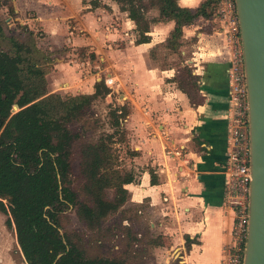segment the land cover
I'll use <instances>...</instances> for the list:
<instances>
[{"label": "crops", "instance_id": "1", "mask_svg": "<svg viewBox=\"0 0 264 264\" xmlns=\"http://www.w3.org/2000/svg\"><path fill=\"white\" fill-rule=\"evenodd\" d=\"M202 1L177 4L195 8ZM13 5L15 20L39 32L38 46L57 51L47 74L50 92L92 93L103 72L118 79L114 100L129 110L122 120L124 151L136 153L127 156V167L137 173L135 182L124 185L127 200L120 208L134 206L149 216L150 227L173 243L182 264H221L233 222L223 196L229 61L223 35L203 17L183 27L180 59L199 84L200 101L192 104L174 81L175 67L167 62L177 55L159 46L174 21L151 23L148 41L137 42L135 23L113 0H98L97 6L89 0H13ZM157 15L155 7L145 13L148 19ZM81 49L87 54L82 59ZM70 50L78 56L75 60L67 58ZM175 149L180 155L172 153ZM0 200L6 208L0 210V264H27L7 202ZM186 237L194 241L188 248Z\"/></svg>", "mask_w": 264, "mask_h": 264}, {"label": "trees", "instance_id": "2", "mask_svg": "<svg viewBox=\"0 0 264 264\" xmlns=\"http://www.w3.org/2000/svg\"><path fill=\"white\" fill-rule=\"evenodd\" d=\"M113 1L135 23L137 42L148 41L151 23L174 21L168 38L159 46L179 58L185 25L203 17L214 29L218 27L216 0H204L195 8L180 7L177 0ZM92 5L97 6L98 1L94 0ZM2 7L14 20L16 32L6 33L0 15V199L7 202L16 241L26 263L133 264L119 258L88 257L70 235L59 230V214L66 209L73 208L78 219L92 229L126 202L124 185L135 182L137 173L122 164L114 146L126 141L121 124L129 112L126 103L111 109V133L95 142L79 143L80 135L71 125L83 117L95 99L106 96L108 88L100 80L95 82L92 93L63 96L50 92L47 74L57 51L41 49L37 44L39 32L15 20L13 0H0ZM151 7L157 8L158 15L148 19L145 13ZM181 61L174 81L190 102L197 104L200 101L198 76ZM14 104L18 110L11 112ZM75 153L79 174L84 179L85 200H79L70 186ZM125 154L136 153L127 149ZM150 176L151 184H155L153 170ZM107 189L113 190L111 198L106 196ZM0 210H6L1 200ZM192 242L186 237L185 246L188 248Z\"/></svg>", "mask_w": 264, "mask_h": 264}, {"label": "rangeland", "instance_id": "3", "mask_svg": "<svg viewBox=\"0 0 264 264\" xmlns=\"http://www.w3.org/2000/svg\"><path fill=\"white\" fill-rule=\"evenodd\" d=\"M89 1L93 2L94 0ZM0 15L6 33L16 32V24L14 20L9 18L5 7L0 9ZM65 49L63 48V50ZM73 51L76 54V51ZM69 53L67 58L75 60L78 57L72 56L71 50ZM86 55L81 53L79 58L82 59ZM165 57L167 61L168 57ZM167 62L171 63L176 71H180L179 57L175 56L174 59ZM92 69L90 68V70ZM53 82L51 81V84ZM116 105H119L116 100L113 99L110 102L107 95L98 97L91 103L85 110L83 117L71 125V128L80 135L79 143L95 142L99 138H104L105 134L113 131L110 111ZM116 138H119V135H116ZM114 146L118 149L122 164L127 167L129 159H126L127 155H125L123 144L115 143ZM74 152H76V149H74ZM70 180V186L77 194V198L85 200L84 179L79 174L76 153L73 157ZM112 195L113 190L107 189L106 196L111 198ZM59 219L60 232L70 235L72 241L81 247L88 257L119 258L133 264H180L182 260V258L175 255L176 248L173 243L165 241L163 236L158 235L150 227L151 218L143 213H137L134 206L120 208L117 212L106 216L99 227L92 229L78 219L73 208L60 213Z\"/></svg>", "mask_w": 264, "mask_h": 264}, {"label": "built area", "instance_id": "4", "mask_svg": "<svg viewBox=\"0 0 264 264\" xmlns=\"http://www.w3.org/2000/svg\"><path fill=\"white\" fill-rule=\"evenodd\" d=\"M217 31L224 37L229 51L226 69L228 86L227 106V150L222 169L225 175L224 202L233 213L230 241L222 248L221 264H243L248 232L249 193L251 182L249 116L244 56L236 4L234 0H216ZM102 72V71H101ZM103 80L108 88L110 102L118 95V79L104 73ZM172 152V151H171ZM173 154L180 155L179 149Z\"/></svg>", "mask_w": 264, "mask_h": 264}, {"label": "water", "instance_id": "5", "mask_svg": "<svg viewBox=\"0 0 264 264\" xmlns=\"http://www.w3.org/2000/svg\"><path fill=\"white\" fill-rule=\"evenodd\" d=\"M234 1L244 56L251 170L243 264H264V0ZM17 110L14 104L11 111Z\"/></svg>", "mask_w": 264, "mask_h": 264}]
</instances>
